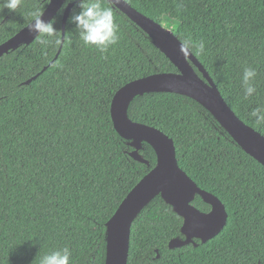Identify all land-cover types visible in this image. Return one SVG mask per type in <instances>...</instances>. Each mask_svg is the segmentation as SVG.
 <instances>
[{"label": "trees", "instance_id": "trees-1", "mask_svg": "<svg viewBox=\"0 0 264 264\" xmlns=\"http://www.w3.org/2000/svg\"><path fill=\"white\" fill-rule=\"evenodd\" d=\"M70 1L75 3L61 45L42 48L37 36L0 56V264H39L43 255L65 246L71 264H105L107 220L157 161L147 141L139 153L149 164L130 156L134 147L114 127L110 104L125 83L177 72L176 66L108 0L101 2L113 9L116 45L105 53L83 45L70 21L80 11L79 0H67L52 19L61 40ZM126 1L182 42L185 36L203 40L205 52L192 53L238 117L264 135V125L249 115L264 105V0ZM47 3L23 0L16 12L0 11V43ZM57 62L62 67L52 66ZM245 67L257 71V91L248 99L241 88ZM128 116L174 140L179 166L222 201L228 217L206 242L195 238L170 248L171 239L185 238L183 218L158 194L132 223L127 264H264V166L185 95L139 94ZM191 204L211 209L198 194Z\"/></svg>", "mask_w": 264, "mask_h": 264}, {"label": "water", "instance_id": "water-1", "mask_svg": "<svg viewBox=\"0 0 264 264\" xmlns=\"http://www.w3.org/2000/svg\"><path fill=\"white\" fill-rule=\"evenodd\" d=\"M108 1L141 28L178 70L177 72H157L131 80L119 87L111 100L110 115L114 127L124 138L131 140L130 145L134 147L130 156L137 161L149 164L139 153L141 142L147 141L155 150L157 158L156 164L128 191L106 222L105 264H127L132 223L144 206L158 194L183 218L182 233L185 238L171 239L170 248L181 247L193 242L195 238L206 242L224 228L228 217L222 201L213 193L200 188L179 166L174 140L159 128L133 121L128 116V105L135 96L146 92H172L194 99L215 117L247 154L263 166L264 135L244 122L231 109L208 71L193 53L189 56L181 55L180 47L183 42L171 29L138 11L126 0H122L119 4H114L112 0ZM65 2L67 0H50L41 18L44 21H52ZM74 3L75 1L68 2L63 11L62 42L66 21ZM36 37L37 34L30 33L25 25L0 43V56L23 43L29 44ZM52 62L53 60L50 64ZM46 67L24 83L29 84ZM195 67L202 76L198 74ZM196 194L211 205L209 211H201L191 204Z\"/></svg>", "mask_w": 264, "mask_h": 264}, {"label": "clouds", "instance_id": "clouds-1", "mask_svg": "<svg viewBox=\"0 0 264 264\" xmlns=\"http://www.w3.org/2000/svg\"><path fill=\"white\" fill-rule=\"evenodd\" d=\"M23 0H0V11L4 8L9 12H16L21 6ZM50 2V0H48ZM114 4H119L122 0H112ZM78 7L80 11L70 17L78 30L80 41L85 47L94 48L100 53H105L111 46L119 41L118 25L114 20L112 7L102 4L101 0H79ZM43 11L37 9L31 12L30 20L26 24L29 32H35L38 36L37 43L42 48H47L49 44L61 45V33L53 27L52 21H44ZM195 49L198 55L205 52V43L203 40L195 41L191 36L183 38V44L180 47L181 55L192 54ZM54 68L62 67L59 62L52 65ZM257 71L252 67H245L241 76V88L243 89V98L252 97L257 89L255 79ZM250 117L254 119L258 126L264 125V105L253 108ZM72 252L67 246L52 250L40 258L39 264H71Z\"/></svg>", "mask_w": 264, "mask_h": 264}]
</instances>
